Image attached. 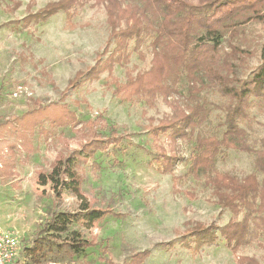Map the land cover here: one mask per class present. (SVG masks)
I'll return each instance as SVG.
<instances>
[{
    "label": "rangeland",
    "instance_id": "rangeland-1",
    "mask_svg": "<svg viewBox=\"0 0 264 264\" xmlns=\"http://www.w3.org/2000/svg\"><path fill=\"white\" fill-rule=\"evenodd\" d=\"M56 1L0 0V159L13 171L5 177L0 170V226L18 233L25 259L42 221L54 211L78 210L79 202L71 195L56 206L49 187L36 183L35 171L49 168L56 153L66 151L64 142L77 148L87 135L86 122L101 116L108 124L102 133L107 136L113 129L121 142L96 153L98 167L91 162L84 165L83 189L95 206L109 208L117 215L100 220L92 231L78 222L70 223V230H78L88 239L96 236L99 243L77 255V264H129L141 251H149L142 264H238L220 229L231 220H241L246 210L233 213L223 202L230 186L215 181L218 175L241 181L255 172V152L221 147L209 168L198 173L190 168L196 139L223 135L233 100L204 71L197 74V81L181 72L175 85L179 95L169 101L179 99L187 111L200 109L203 114L176 143L179 160L172 171L159 170L157 147L170 149L171 128L156 135L152 127L173 116L171 106L162 95L139 92L126 98L115 90L150 68L156 33L145 30L140 38L117 47L114 39L108 40L105 4L96 0H80L68 11L47 18L23 20ZM122 2L143 4L144 0ZM152 18L157 21V14ZM124 25L121 21V27ZM263 35L264 24L257 21L242 25L236 33L227 32L216 67L224 75L234 71L229 77L240 81L249 78L261 62ZM233 47L250 54L233 53ZM103 51L102 59L113 54L112 67L83 80L63 99V91L75 74L94 65ZM18 87L21 91L14 95ZM250 101L246 116L237 121L245 131V142L256 150L264 138V96H252ZM55 102L66 103L75 111L80 122L75 128L53 127L44 120L25 140L9 129L15 118L37 104ZM8 143L16 144L15 154L6 151ZM2 164L0 160V169ZM262 176L258 173L259 179ZM256 219L238 254L264 264V230ZM198 224L212 225L214 240L197 244L194 237L187 236L188 246L183 235Z\"/></svg>",
    "mask_w": 264,
    "mask_h": 264
},
{
    "label": "trees",
    "instance_id": "trees-1",
    "mask_svg": "<svg viewBox=\"0 0 264 264\" xmlns=\"http://www.w3.org/2000/svg\"><path fill=\"white\" fill-rule=\"evenodd\" d=\"M79 1L58 0L49 3L41 11L23 20H37L61 10L68 11ZM96 2L105 4L110 27L108 40L110 42L114 39L117 47H123L131 38H140L145 30L156 33L151 42L153 57L150 68L131 77L126 84L118 85L115 90L128 98L139 92L152 96L162 95L171 106L173 116L152 127L156 135L171 128V133L168 134L170 149L165 151L163 147H157L159 153L156 162L159 170L172 171L179 160L176 143L179 138L186 136L188 128H193L200 122L203 114L200 109L187 111L179 99L169 101L170 97L179 95L175 85L181 72L184 71L187 77L197 81V74L204 71L212 82L220 85L221 92L233 100L226 114L227 129L221 137L210 135L196 139L190 157V168L196 173L209 168L221 147L255 152V172L241 181L230 175H218L215 182L230 186L231 192L224 195L223 202L233 213L246 210L241 220H231L220 229L221 236L234 253L236 263L258 264L253 257L239 255L238 250L247 241L255 216L261 224L260 228L264 230V138L261 140L260 149L253 150L245 142V131L238 125L237 120L246 116L252 96H264V43L261 47L260 65L245 80L229 77L234 74L232 70L224 75L216 66L227 32L236 33L242 25L249 22L264 24V0H144L143 4L130 5L123 4L122 0ZM153 14H157V21L152 18ZM121 21L125 22L122 27ZM232 52L250 54L238 47H233ZM104 54L105 51L99 53L94 65L75 74L63 91V99L71 88L77 87L83 80L95 78L100 72L112 67L113 54L102 59ZM44 120L49 121L53 127L69 125L75 128L80 123L75 111L66 103L55 102L37 104L31 111L15 118L9 129L25 140ZM107 125L101 116L88 120L85 124L87 135L77 148H70L64 142L66 151H58L49 168L36 169V183L44 188L49 187L56 206L71 195L78 200L79 208L76 212L54 211L49 218L42 221L35 230L36 240L28 247V258L25 257L24 261L17 264H77V255L99 244L96 236L84 238L80 231L70 230L69 225L78 222L92 231L100 220L109 215H117L109 208L95 206L93 199L83 189L84 165L91 162L93 167H98L94 159L96 153L106 151L111 146L115 148L121 142V137L113 129L108 130L107 136L102 133ZM15 149L16 144L6 145V151L11 155L15 154ZM0 160L3 163L0 169L2 175L11 176L13 171L9 163L3 158ZM258 173L263 175L261 179ZM256 224L257 221L254 225ZM213 234L212 225L198 224L183 235V240L188 246L187 236L194 237L197 244L208 243L214 240ZM148 256L149 251L137 252L131 257L129 264H142ZM107 264L113 263L107 261Z\"/></svg>",
    "mask_w": 264,
    "mask_h": 264
},
{
    "label": "built area",
    "instance_id": "built-area-1",
    "mask_svg": "<svg viewBox=\"0 0 264 264\" xmlns=\"http://www.w3.org/2000/svg\"><path fill=\"white\" fill-rule=\"evenodd\" d=\"M21 91L18 87L13 93L17 95ZM24 249L17 232L0 226V264H17L24 261Z\"/></svg>",
    "mask_w": 264,
    "mask_h": 264
}]
</instances>
